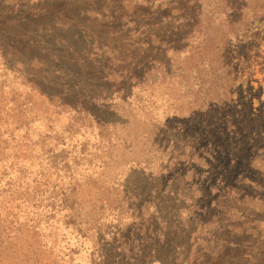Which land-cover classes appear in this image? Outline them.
I'll return each instance as SVG.
<instances>
[{"label": "rangeland", "instance_id": "rangeland-1", "mask_svg": "<svg viewBox=\"0 0 264 264\" xmlns=\"http://www.w3.org/2000/svg\"><path fill=\"white\" fill-rule=\"evenodd\" d=\"M0 264H264V0H0Z\"/></svg>", "mask_w": 264, "mask_h": 264}]
</instances>
